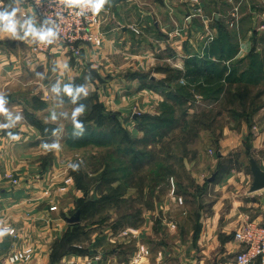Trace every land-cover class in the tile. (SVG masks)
<instances>
[{"label": "rangeland", "instance_id": "rangeland-1", "mask_svg": "<svg viewBox=\"0 0 264 264\" xmlns=\"http://www.w3.org/2000/svg\"><path fill=\"white\" fill-rule=\"evenodd\" d=\"M217 1L224 11L225 0ZM184 2L128 0V6L120 10H117L120 4L111 8L109 3L107 19L124 17L126 32L122 33L123 24L116 23L115 27L120 45L113 36L103 40L105 49L100 48L98 39L83 43L79 55L67 50L72 61L78 63L75 68L78 72L54 79L51 87L44 90L24 84L20 73L27 67L19 62L16 52L22 51L23 40L6 39L8 46L5 47L8 51L14 50L17 56L22 86L0 91L8 100L6 107L10 113V118L0 115V123L14 124L0 130V139H6L8 144L0 143V180L3 176L7 180L9 177L16 184L47 176L49 181L43 189L38 185L31 188L44 194L51 192L53 204L49 209L58 208L61 235L64 232L68 235L70 231L72 236L74 230L70 225L65 226V217L80 207L82 215L75 229L76 236L62 242V251L67 250L66 246H73L71 250L76 254H85L87 250L100 252L99 244L104 237L100 226L107 224L112 242L109 248L106 243L103 247L112 253L119 252L120 259L132 257L134 242L131 234H122L123 229L131 230L154 221L161 209H167L166 216L173 222L187 225L191 214L195 215L197 209L210 208V202L218 196L220 188L213 190L211 185L215 177L225 175L224 172L228 176L231 163H237L240 157L241 163H247V172H250V157L260 162L264 157L260 147H252L254 135L264 130V72L260 71L261 64L256 57L243 61L245 52L235 53L240 46L239 38L249 35L251 43L260 31H252L253 25H247V28L251 26L248 32L246 25L233 27V32L227 28L218 41H209L212 49L218 50L217 54L210 52L209 57L216 61L221 58L217 69L225 67L227 72L236 66L238 75L246 70L241 81L226 83L220 77L207 80L203 76L186 79L183 76L187 66H192L186 63V54L197 56L204 39L189 36L183 43L180 40L182 33L194 31L196 22L192 23L194 28H188L190 31L174 37L167 34L168 24L172 29H181L182 13L186 10ZM203 2L210 4L212 0ZM3 7L0 11H5ZM213 8L208 6L210 22L214 19ZM138 15L142 18L140 23ZM223 15L224 24L232 28L233 17L227 19ZM234 15L237 20L241 14L237 11ZM163 31H166L165 37ZM29 41L31 44L32 39ZM181 48L187 53H181ZM228 54L233 57L225 60ZM29 71L30 81L42 82L47 78L42 68ZM65 86L72 88V95L65 93ZM80 107L84 112L76 119L89 136L84 141L70 135L77 129L73 112ZM17 115L23 117L19 122L15 120ZM8 132L18 134L20 139L11 140ZM10 143L14 144L13 148ZM45 144H58L59 148L47 150L42 147ZM8 163H28V167L16 175L8 174L2 169L8 168ZM70 164L78 165V170L73 171ZM194 177L205 183L202 185ZM3 181L0 189L8 188V181L5 184ZM1 209L6 214L7 210L0 206ZM136 212H141V216L134 218ZM3 222L0 230H7L8 225ZM90 226L97 227L92 243ZM145 240L141 245L147 250V236ZM0 251V264H8V233L0 237ZM69 259L62 264H72ZM10 264L29 263L10 261Z\"/></svg>", "mask_w": 264, "mask_h": 264}, {"label": "crops", "instance_id": "crops-1", "mask_svg": "<svg viewBox=\"0 0 264 264\" xmlns=\"http://www.w3.org/2000/svg\"><path fill=\"white\" fill-rule=\"evenodd\" d=\"M183 3L186 10L182 13L181 20V32L190 31L188 30L194 28L192 23L196 22L198 25L194 28L195 33L181 34L180 40L189 39V36L200 37L204 39L205 42V29L212 33L213 37L217 34V26L221 22H225L223 13L227 19H231L232 14L235 12H240V17L232 20V27L243 28L246 25V29L250 31L252 26V31L257 29L260 31L259 36L256 40H248L249 35H245L244 38H239V48L236 53L244 51L243 61L248 59V53L253 51L261 62V70L264 72V0H225L226 9L223 11L217 4H220L217 0H212L210 4H204L203 0L191 1L184 0ZM128 0H123L119 2L117 10L121 8H126L128 6ZM112 7V2L109 0ZM106 4L104 9L100 12V48L104 47L103 40L113 36H116L117 45H120V36L116 32V23L123 24L121 26L122 33L124 34L127 30L125 23L123 22L124 17L111 16L109 17V10ZM127 3V4H126ZM3 6L6 7L5 11L12 12L16 9V16L14 20L16 21V34L13 36L10 33L4 31V22H0V91L10 90V86H22L20 85V77L23 76L24 84L27 87L32 86L38 89H47L51 87L54 79L62 77H70L73 73L78 72L75 68L78 66L76 61H72L67 50L59 43H53L45 52H34L31 49L30 38L32 36H25V32L28 30L29 24L34 27L37 31H45L51 29L46 23L38 18L28 1L26 0H4ZM167 5V3H164ZM163 4V5H164ZM190 5L193 8L190 9ZM208 6H212V16L213 21L208 20V15L210 10ZM3 7V8H4ZM136 9V6H133ZM110 8V9H111ZM237 11L234 12V9ZM199 9V13H197ZM246 9V13L245 12ZM108 10V11H107ZM244 10V12H243ZM223 11V13H222ZM243 13V15H242ZM198 15L200 17H198ZM231 16V17H230ZM259 17V19H256ZM140 23L142 18L138 15ZM196 18V19H195ZM184 20V21H183ZM197 20V21H196ZM112 21V23H111ZM186 24L185 26L183 24ZM191 23V24H190ZM144 24V23H143ZM169 25V26H168ZM166 27L169 34L173 29L168 24ZM191 25V26H190ZM247 25H251L248 26ZM116 27V28H115ZM158 28L154 24V28ZM170 27V28H169ZM116 32V35H115ZM166 31H163L165 37ZM185 37H184V36ZM23 40L24 44L22 46V51L18 52L19 62L27 67V70H22L20 73L18 70L19 66L17 62V56H15L14 50H9L5 45L8 46V41L6 40ZM172 39V38H171ZM201 39V40H202ZM203 42V43H204ZM202 43V48L198 51L197 56H202L204 53V48ZM254 44V46H253ZM20 45V44H19ZM102 45V46H101ZM243 46V47H242ZM253 46V47H252ZM96 48V46L94 47ZM99 48V47H98ZM97 48V49H98ZM105 49V48H103ZM102 49V50H103ZM101 50V51H102ZM181 53L184 52L183 48L180 49ZM91 53V52H90ZM86 52V54H90ZM190 54L187 53L186 56ZM235 56V55H234ZM248 56V57H247ZM241 60V61H242ZM77 62H80L78 60ZM241 63V62H240ZM38 68L43 69L44 76H47L45 81H30L29 70H35ZM69 79V78H68ZM11 104L16 103V101H11ZM264 119V116H263ZM6 139H0L2 145H7L5 143ZM11 147H14L13 143H10ZM253 148H261L262 154H264V130L261 131L259 135H254L252 141ZM12 147V148H13ZM237 150V149H236ZM8 151V149H7ZM254 158V157H253ZM242 157L237 159V163H231L232 168L227 175L217 176L213 179L211 186L213 190H218V196L210 202V208H205L203 210H196L190 215L189 220L186 223L178 224L173 222L171 218L166 216L164 210L161 209L160 215H155L154 221L149 220L148 224L137 225L130 229H123L122 234L131 236L133 243L132 257L127 256V258L120 259L119 252H113L109 249L103 247V243L111 246L109 237L111 235L110 226L107 224H102L100 226L101 232L104 237H101V243L99 244L101 250L89 252L88 250L85 254H76L75 251H69L67 254H63L56 263L62 264L66 262V259L70 258L69 261L72 264H133L134 256L137 253L138 248L141 246L142 242L145 244V237H148L149 248H147V253L139 259L140 264H232L235 254L238 250L243 248V244L237 242L234 239V232L242 224L244 220L250 219L255 222H261L264 218V188L249 192V187L252 181V175L247 172V163H241ZM256 160V158H254ZM19 161V160H15ZM13 160V162H15ZM249 161V159H248ZM258 165L264 169V157L262 161L256 160ZM28 163H8V168L3 167L8 174H15L21 171L24 167H28ZM249 165V163H248ZM197 182H201L203 185L205 181H199L198 177H194ZM3 184L8 181V188L2 187L0 189V206L7 210L6 214H3L0 210V225H8V229L12 231L8 233V264H10V258L12 252L25 249L26 247H31L32 252L29 258L24 261H28L29 264H49L50 255L53 253L54 244L58 242L61 238L62 228H61V217L56 206L55 209L50 210L49 207L53 204V196L51 192H37L34 191L35 187L31 188L33 185L40 186V189L44 188L49 178L47 176L41 178H34L25 181H19L13 184L11 179L8 177L3 178L0 181ZM208 180V179H207ZM2 183V182H1ZM210 183L208 181L206 184ZM220 186V187H219ZM4 188V189H3ZM207 194V193H206ZM204 196V195H202ZM155 214V213H154ZM134 218L140 217L141 212H136ZM145 216V214H144ZM65 226H69V222L66 221ZM153 222V224L151 223ZM106 225V226H105ZM90 241L96 238L94 233V228L90 226ZM121 232V231H120ZM128 236V238H129ZM90 245H93L91 244ZM76 248V246H74ZM154 248V249H153ZM0 251V255H1ZM2 256H0L1 258ZM123 260V261H122ZM55 263V262H53ZM252 264H261L260 260L257 259L252 262Z\"/></svg>", "mask_w": 264, "mask_h": 264}, {"label": "built area", "instance_id": "built-area-1", "mask_svg": "<svg viewBox=\"0 0 264 264\" xmlns=\"http://www.w3.org/2000/svg\"><path fill=\"white\" fill-rule=\"evenodd\" d=\"M0 0V8L3 6ZM29 2L34 14L43 20L52 30L58 33L54 43L61 44L66 50L74 55H79L83 43H93L100 39V13L93 15L87 7H69L61 0H26ZM197 1V0H191ZM82 12V15L77 13ZM235 12V11H234ZM233 17H236L234 13ZM232 24V21H231ZM204 46L213 39L212 33L206 29ZM181 34V29L174 28L169 36L174 37ZM31 48L35 52H45L53 44H44L31 37ZM234 239L243 244V248L235 254L232 264H252L259 259L264 264V218L261 222L247 219L242 222L234 232ZM31 247L14 251L9 256L11 261H24L29 258ZM146 253L145 247L141 245L134 256L133 264H140L142 253Z\"/></svg>", "mask_w": 264, "mask_h": 264}, {"label": "trees", "instance_id": "trees-1", "mask_svg": "<svg viewBox=\"0 0 264 264\" xmlns=\"http://www.w3.org/2000/svg\"><path fill=\"white\" fill-rule=\"evenodd\" d=\"M227 28H229L230 30L234 29L233 27L232 28L227 27V25H225L223 22L218 24L217 34H216V36L213 37L212 41H214V42L218 41L220 34L225 32L227 30ZM231 31L233 32L234 30H231ZM214 44H216V43H214ZM203 51H204V53L202 56L198 57L196 55H192L190 57L188 56L189 58L187 57L186 63L187 64L191 63L192 66H190V67L187 66L186 73L183 76L184 78L188 79V78H196L197 76H203L204 78H207V80L208 79L210 80V79H215V77H216L217 79L221 78L222 81L226 82V83H235V82L241 81L242 75L244 76V73L246 74V70H245V71H243V74L238 75L236 66H232L230 68L227 67L229 70L227 72H225V70H227L225 67H223L221 69H217L218 65H219L218 62H220L221 58H219L220 59L219 61H216V60H212L209 57L210 52L214 53V54L218 53V50L216 49V47H215V49H212V47L210 46V43L208 44V46L206 48H204ZM248 56L247 57L251 58V60L253 59V57H256L259 60L258 56L256 54H254L253 51H250L248 53ZM232 57H233V54L232 55L228 54V56L225 57L224 59L230 60ZM259 62H260V60H259ZM260 64H261V62H260ZM260 71H261V69H260ZM249 80L250 79H248V81ZM219 86L220 85H218L217 88ZM70 135H71V138L74 137L75 140H81V141H84V140L89 138L88 134L86 133L85 128L83 129L82 132H81V129L77 128ZM98 142L100 143L99 140H98ZM139 165H140V163H139ZM76 210H79V212H80V219L77 222L69 224L71 226L69 228H72V230H74L72 236H71L70 231H69L68 235L66 234L67 232L66 233L64 232V234L61 236V238L58 240V242H55L53 253L50 255V261L52 262L51 264H56V262L61 258V256L63 254H65L69 251H72L71 249H73V246H71L70 248H68L66 246L67 250H64V251L61 250L62 246H64L62 244V242H64L65 239H67V238H69V240L74 239V237L76 236L75 235L76 234L75 229L79 225V222L81 220V215H82V210L80 209V207H78ZM53 262H55V263H53Z\"/></svg>", "mask_w": 264, "mask_h": 264}, {"label": "clouds", "instance_id": "clouds-1", "mask_svg": "<svg viewBox=\"0 0 264 264\" xmlns=\"http://www.w3.org/2000/svg\"><path fill=\"white\" fill-rule=\"evenodd\" d=\"M62 3L66 4L69 7L79 6V7H87L91 13L95 16L98 15L106 4L109 3V0H61ZM16 9H13L12 12L0 11V22H4V31L15 36L16 34V21L14 17L16 16ZM82 12L77 13V15H82ZM25 36H32L33 38L39 40L44 44H52L58 38V33L52 29H48L45 31H37L34 27L29 24L28 30L25 32ZM64 91L67 95H72V88L69 86H65ZM78 91H83V89H78ZM8 104V100L5 99V94L0 92V115L6 118H10V113L8 108L6 107ZM84 112L83 107L77 108L73 112V124L76 128L81 129L83 131V124L80 123L76 118L80 116ZM23 117L21 115H17L15 120L19 122ZM11 127H14V124L9 123H0V130H7ZM8 137L13 141H18L20 139L19 135H13L12 133H7ZM43 148L47 150L57 149L59 148L58 144H53L51 146L45 144L42 145ZM69 167L73 171L78 170V165L70 164ZM12 230H0V237H3L6 233H10Z\"/></svg>", "mask_w": 264, "mask_h": 264}, {"label": "water", "instance_id": "water-1", "mask_svg": "<svg viewBox=\"0 0 264 264\" xmlns=\"http://www.w3.org/2000/svg\"><path fill=\"white\" fill-rule=\"evenodd\" d=\"M113 5H117L123 0H110ZM249 169L252 175V181L249 187V192H254L264 188V169H262L257 161L253 158H249ZM80 212L76 210L72 215L66 218V221L69 223H74L79 221Z\"/></svg>", "mask_w": 264, "mask_h": 264}]
</instances>
